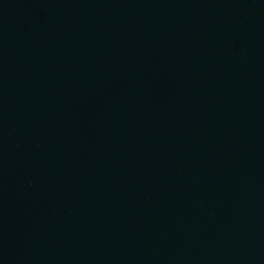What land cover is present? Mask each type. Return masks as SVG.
<instances>
[{
    "label": "water",
    "instance_id": "water-1",
    "mask_svg": "<svg viewBox=\"0 0 264 264\" xmlns=\"http://www.w3.org/2000/svg\"><path fill=\"white\" fill-rule=\"evenodd\" d=\"M0 264H264V0H0Z\"/></svg>",
    "mask_w": 264,
    "mask_h": 264
}]
</instances>
